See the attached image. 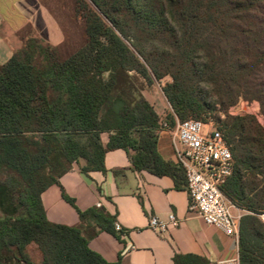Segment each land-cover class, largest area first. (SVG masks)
Masks as SVG:
<instances>
[{
    "label": "trees",
    "instance_id": "obj_1",
    "mask_svg": "<svg viewBox=\"0 0 264 264\" xmlns=\"http://www.w3.org/2000/svg\"><path fill=\"white\" fill-rule=\"evenodd\" d=\"M87 1L92 8L76 0L85 26L76 52L60 58L28 38L0 66V264H110L88 243L101 231L116 234L113 217L80 211L62 193L79 226L55 224L42 193L74 165L106 171L104 157L115 150L134 171L168 176L180 189L185 171L160 157L157 142L162 122L172 129L188 119L221 131L233 171L219 189L244 212L238 263L264 264V126L225 115L246 98L264 118V0ZM167 76L170 112L161 121L143 92ZM216 105L224 120L211 118ZM174 264L210 263L183 255Z\"/></svg>",
    "mask_w": 264,
    "mask_h": 264
},
{
    "label": "crops",
    "instance_id": "obj_2",
    "mask_svg": "<svg viewBox=\"0 0 264 264\" xmlns=\"http://www.w3.org/2000/svg\"><path fill=\"white\" fill-rule=\"evenodd\" d=\"M75 8L76 0H0V66L28 38L76 52L83 45L79 43L82 24ZM150 87L144 96L163 121L170 105L161 91L156 95L152 93L154 87ZM167 109L170 111V107ZM157 148L164 161L177 165L168 129L159 133ZM104 165L106 171L86 174L74 165L60 177L59 186L52 185L44 191L41 201L47 219L55 224L79 226L76 209L62 198V193L73 199L80 211L102 209L113 217L114 228L119 225L121 231L115 235L101 231L89 240L88 247L110 264H174V257L183 255L201 257L210 264L238 262V235L227 236L189 211L185 184L177 189L168 176L134 171L121 150L108 152ZM230 207L239 223L244 212L231 204ZM169 216L176 219L175 227L167 224L161 234L150 230L152 217L168 221ZM39 259L36 254L35 262Z\"/></svg>",
    "mask_w": 264,
    "mask_h": 264
},
{
    "label": "built area",
    "instance_id": "obj_3",
    "mask_svg": "<svg viewBox=\"0 0 264 264\" xmlns=\"http://www.w3.org/2000/svg\"><path fill=\"white\" fill-rule=\"evenodd\" d=\"M162 124L163 130L168 129L166 123ZM168 130L177 164L185 171L188 210L201 218L204 224L215 226L227 236L237 237L239 223L232 216L230 204L219 189L233 171L232 154L221 131L212 123L204 124L194 119L176 121L174 128ZM99 206L100 203H97ZM167 224L175 227L176 219L169 216L165 221L152 217L148 226L153 232L161 234L166 231ZM115 230L121 231L120 226L115 225Z\"/></svg>",
    "mask_w": 264,
    "mask_h": 264
},
{
    "label": "rangeland",
    "instance_id": "obj_4",
    "mask_svg": "<svg viewBox=\"0 0 264 264\" xmlns=\"http://www.w3.org/2000/svg\"><path fill=\"white\" fill-rule=\"evenodd\" d=\"M83 1L88 3L87 0H83ZM89 6H90V4H89ZM76 8H77V5H76ZM76 8H75V10H76ZM82 14H83V11H80V15H82ZM77 19L82 24L81 25L82 28H81V31H80V38H79L80 41H79V43H80V45H83L85 43L84 19L82 17H78ZM76 40H77V37H76ZM64 48H66V47H64ZM57 50H58V56L60 58H64V59H66L67 57H69L71 54L74 53L73 51L65 50L63 48H60V49H57ZM171 81H172L171 78L168 77V76L165 77L164 79H162L160 82H155L154 81L153 84L151 85L154 88L150 87V88L154 89V90H152V93H154L156 95H160L161 88L164 85H166L167 83L171 82ZM215 98L216 97H212L211 102L213 100H215ZM167 108H169V107H166V109H165V114L166 115L169 114V112H170L169 109H167ZM218 108H219V106L216 105L215 108H214L215 111H213V113L211 115V118L215 120L216 116H219L220 119L224 120V114H223V112H220ZM260 111H261V108H260V104H259L258 101H256V100H246V98H241V99L238 100V102L234 106H232V107H230L229 109L226 110L225 115H228V116H239V115L252 116V117H254L256 119V121L260 125L264 126V118L261 115ZM261 219L264 222V216L263 215L261 216ZM30 253H31V256H32L33 260H35L36 259V250L33 247H31Z\"/></svg>",
    "mask_w": 264,
    "mask_h": 264
}]
</instances>
